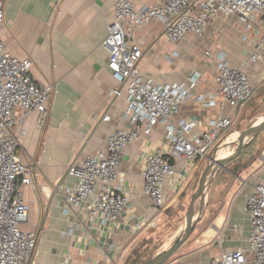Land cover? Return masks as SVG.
Listing matches in <instances>:
<instances>
[{
    "label": "crops",
    "instance_id": "crops-1",
    "mask_svg": "<svg viewBox=\"0 0 264 264\" xmlns=\"http://www.w3.org/2000/svg\"><path fill=\"white\" fill-rule=\"evenodd\" d=\"M117 1L3 0L1 37L7 49L32 59V76L39 85L54 86L47 124L37 126L36 115L31 114L25 123L28 133L20 145V155L30 161L34 177L33 184L23 189L30 207L24 229L38 231L41 238L35 264H119L141 234L133 230V224L152 212L151 200L142 194V160L146 151L162 144V124L123 152L131 205L113 227L91 220L87 211L70 208L66 201L65 187L75 182L67 173L68 164L102 149L114 130L131 126L122 118L127 107L126 86L113 77L109 53L101 45L113 22ZM158 1L132 0L136 7ZM243 32L242 23L233 15L211 19L202 37L190 34L178 44L167 39L161 21L137 30L136 37L144 49L138 65L144 79L151 78L156 84L177 83L187 81L196 71L200 73L193 96L180 104L172 122L194 117L205 121L236 113L229 106L223 110L204 107L196 96L217 92L221 51L227 53L232 65L246 57L250 47L242 39ZM173 52L177 56L168 58ZM256 68L262 66L249 71L254 73ZM107 113L111 119L104 121ZM20 125L18 122L17 128ZM245 149L215 177L193 239L175 253L170 264H210L213 257L228 249L249 248L251 223L246 200L262 180L264 143ZM170 183L168 179L169 206L179 196L172 192Z\"/></svg>",
    "mask_w": 264,
    "mask_h": 264
},
{
    "label": "built area",
    "instance_id": "built-area-1",
    "mask_svg": "<svg viewBox=\"0 0 264 264\" xmlns=\"http://www.w3.org/2000/svg\"><path fill=\"white\" fill-rule=\"evenodd\" d=\"M221 15L236 16L244 25L242 39L250 48L238 65H232L227 53L221 51L217 92L200 93L196 100L207 108L235 109L246 104L258 84L264 82V0H159L141 7L132 0L115 3L113 22L101 45L109 53L113 77L126 86L127 107L122 118L131 126L114 130L102 149L68 164L67 173L75 178L72 186L65 187L70 208L85 210L91 220L113 227L131 205L123 152L162 124V144L146 151L142 160V194L151 200L152 212L134 223L133 230L141 233L159 226L169 206L168 179L170 189L178 196L234 121L231 115H220L205 121L194 117L172 122L180 104L193 96L200 73L196 71L187 81L177 83L156 84L151 78L144 79L138 66L144 49L136 32L146 24L161 21L167 39L178 44L190 34L202 37L210 20ZM4 19L0 0V264H35L41 238L38 231L24 229L30 207L23 189L33 184L34 177L31 165L20 155V145L28 133L25 123L31 114L35 113L37 126L47 124L54 86L39 85L32 76V59L7 49L1 37ZM176 56L173 52L168 58ZM256 65L262 68L251 73L250 68ZM110 119L108 113L103 117L104 121ZM260 176L262 180L246 200L251 223L249 248L228 249L213 257L210 264H264V160Z\"/></svg>",
    "mask_w": 264,
    "mask_h": 264
},
{
    "label": "rangeland",
    "instance_id": "rangeland-1",
    "mask_svg": "<svg viewBox=\"0 0 264 264\" xmlns=\"http://www.w3.org/2000/svg\"><path fill=\"white\" fill-rule=\"evenodd\" d=\"M261 84L262 85L257 88L254 96L248 100L246 104L240 108H235L236 113L233 112V115H231L234 121L231 128H229L222 136L217 145L211 150L209 156L201 160L196 175L191 181H189L184 190L179 193L177 202L167 207L159 226L156 228H147L142 231L141 234H138L139 237L132 242L128 250L124 252L122 260L119 264L130 263L137 255H139V258L141 259V262H138L137 264H141L144 260L167 247L179 235L191 197L198 186L202 172L208 164L209 157L217 150V158L227 156L231 153L235 149L236 145L227 146L221 149H219V146L225 141V143H229L230 141L236 139L239 132L251 126L262 115H264V82ZM259 142L264 143V130L257 136L253 143L248 146H256ZM244 151H247V149H244ZM31 161L33 163L36 162L35 160ZM28 163L30 164V161H28ZM38 173L41 175L39 170ZM198 210L199 202L196 203L195 212L197 213ZM194 233L195 230L188 239L189 242L193 239Z\"/></svg>",
    "mask_w": 264,
    "mask_h": 264
},
{
    "label": "water",
    "instance_id": "water-1",
    "mask_svg": "<svg viewBox=\"0 0 264 264\" xmlns=\"http://www.w3.org/2000/svg\"><path fill=\"white\" fill-rule=\"evenodd\" d=\"M264 130V115H262L251 126L238 133V137L229 143L223 142L219 149L236 145L235 149L227 156L217 158L218 150L209 157L208 164L200 177L198 186L191 197L188 210L185 214L181 232L167 247L144 260L141 264H166L171 261L173 255L188 241L199 221L202 220L205 209L208 191L219 172L228 163L237 159L244 149L250 145L257 136ZM199 202V210L195 212L196 203Z\"/></svg>",
    "mask_w": 264,
    "mask_h": 264
},
{
    "label": "trees",
    "instance_id": "trees-1",
    "mask_svg": "<svg viewBox=\"0 0 264 264\" xmlns=\"http://www.w3.org/2000/svg\"><path fill=\"white\" fill-rule=\"evenodd\" d=\"M139 257H140V256L137 255L136 258H135L132 262H130V263H128V264H137L138 262L140 263V262H141V259H140Z\"/></svg>",
    "mask_w": 264,
    "mask_h": 264
}]
</instances>
